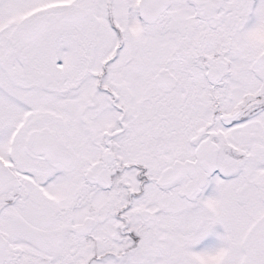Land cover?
Masks as SVG:
<instances>
[{
	"label": "snow or ice",
	"instance_id": "snow-or-ice-1",
	"mask_svg": "<svg viewBox=\"0 0 264 264\" xmlns=\"http://www.w3.org/2000/svg\"><path fill=\"white\" fill-rule=\"evenodd\" d=\"M0 264H264V0H0Z\"/></svg>",
	"mask_w": 264,
	"mask_h": 264
}]
</instances>
